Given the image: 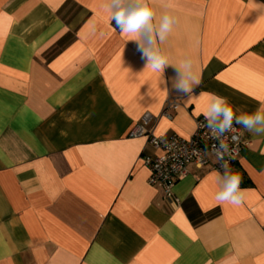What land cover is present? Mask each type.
I'll return each instance as SVG.
<instances>
[{"label": "crops", "instance_id": "0c3cea01", "mask_svg": "<svg viewBox=\"0 0 264 264\" xmlns=\"http://www.w3.org/2000/svg\"><path fill=\"white\" fill-rule=\"evenodd\" d=\"M107 4L0 0V264H264V135L244 130L229 165L241 205L215 200L220 172L189 164L177 207L147 183V137L129 136L150 113L155 135L189 137L205 93L237 114L264 107V0H151L176 21L163 74ZM185 58L191 97L173 87Z\"/></svg>", "mask_w": 264, "mask_h": 264}, {"label": "clouds", "instance_id": "9594fccd", "mask_svg": "<svg viewBox=\"0 0 264 264\" xmlns=\"http://www.w3.org/2000/svg\"><path fill=\"white\" fill-rule=\"evenodd\" d=\"M150 4L151 0H108L106 10L110 13V21H115L116 29L137 43L138 51L146 60V67L163 74L167 66L173 65H170L168 55L161 49L160 44L167 40L176 21L167 13L157 19ZM174 67L177 71L173 82L174 89L191 97L194 87L201 83L194 70L193 61L185 58ZM203 95H207L208 99L202 114L211 137L218 141L213 146V152L223 169L217 175L219 191L215 200L220 204L239 206L244 202L247 190L241 188L242 177L234 173L224 159L226 155L230 156V149L223 137L234 124L255 135H264V107L252 113L237 114L226 97L212 93Z\"/></svg>", "mask_w": 264, "mask_h": 264}, {"label": "built area", "instance_id": "2783aa9c", "mask_svg": "<svg viewBox=\"0 0 264 264\" xmlns=\"http://www.w3.org/2000/svg\"><path fill=\"white\" fill-rule=\"evenodd\" d=\"M177 105V100L169 96L160 116L171 118L168 110ZM156 121L157 116L144 113L140 121L130 129L129 136L147 137L148 143L155 149L154 154L141 156L143 164L149 171L147 183L151 186H160L164 199L172 207H177L180 204V198L175 195L174 186L187 174L189 164H194L199 168L210 166L220 173L223 172L221 162L213 152V146L218 144V141L211 137L204 116L195 118L194 131L189 137H182L176 133L168 137L155 135L152 127ZM223 139L229 145L230 156L226 155L224 159L230 165L240 155L242 148L249 144V140L244 129L235 124Z\"/></svg>", "mask_w": 264, "mask_h": 264}]
</instances>
